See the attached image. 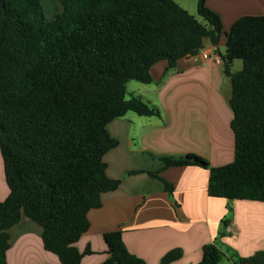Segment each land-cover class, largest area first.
<instances>
[{
	"label": "trees",
	"instance_id": "trees-1",
	"mask_svg": "<svg viewBox=\"0 0 264 264\" xmlns=\"http://www.w3.org/2000/svg\"><path fill=\"white\" fill-rule=\"evenodd\" d=\"M58 2L62 11L49 17L41 0H0V153L9 191L0 203V264H8V230L23 216L42 226L45 250L62 264H80L93 254L76 246L90 229L87 214L122 183L106 172L104 157L119 144L107 126L128 112L160 117L156 106L128 99L127 84H151L154 64L167 61L171 71L205 39L217 46L224 33L206 0H198L197 13L206 24L174 0ZM221 58L231 81L234 161L213 167L197 154L134 157L157 162L145 172L158 181V191H174L160 176L164 170L199 166L209 170V196L264 203V15L237 19ZM235 60L243 68L233 73ZM229 222L223 220L225 228ZM122 234L104 235L109 257L101 264H146L130 253ZM182 256L173 249L161 264ZM225 257L233 264H264V249L243 258L207 244L199 264Z\"/></svg>",
	"mask_w": 264,
	"mask_h": 264
},
{
	"label": "crops",
	"instance_id": "crops-1",
	"mask_svg": "<svg viewBox=\"0 0 264 264\" xmlns=\"http://www.w3.org/2000/svg\"><path fill=\"white\" fill-rule=\"evenodd\" d=\"M251 1L253 8L248 13H239L223 24L224 33L217 46L205 39L200 51L179 59L171 71L168 62L161 60L150 70L151 84L134 86L133 96L156 106L160 117H140L128 112L108 124L110 135L119 144L104 157L108 165L106 172L109 178L122 183L116 191L102 195L101 208L87 214L90 229L76 246L80 252L90 248L93 254L84 255L80 264H101L108 259L109 247L104 235L116 231H122L130 253L146 264H161V259L173 249L182 250L183 256L170 264H199L204 246L212 243L221 250L232 248L243 258L264 249V203L209 196V170L199 166L164 170L160 176L173 184L174 191L172 194L158 191V181L145 172L157 162H140L134 157L142 152L157 156L197 154L213 167L234 161L233 113L229 106L231 81L222 63L217 64L213 59L225 53L227 34L237 19L264 15V0ZM61 11L60 4L56 14ZM204 53L208 59H204ZM242 68L241 60L232 63L233 73ZM3 161L0 153V203L9 193ZM225 219L230 221L226 228L222 223ZM42 230L41 225L24 216L9 229L7 263L62 264L56 255L45 250ZM218 264H233V261L225 257Z\"/></svg>",
	"mask_w": 264,
	"mask_h": 264
},
{
	"label": "rangeland",
	"instance_id": "rangeland-1",
	"mask_svg": "<svg viewBox=\"0 0 264 264\" xmlns=\"http://www.w3.org/2000/svg\"><path fill=\"white\" fill-rule=\"evenodd\" d=\"M176 3L185 8L191 16H194L199 22L206 24V22L198 16V0H174ZM215 4L206 5L212 11L218 13L223 20V24H228V19H233L239 13H248L252 7L251 0H213ZM44 10L47 16H54L60 11V4L57 0H43ZM230 21V20H229ZM231 27V26H230ZM136 85H140L137 81H130L127 90V98L130 99L133 96Z\"/></svg>",
	"mask_w": 264,
	"mask_h": 264
},
{
	"label": "built area",
	"instance_id": "built-area-1",
	"mask_svg": "<svg viewBox=\"0 0 264 264\" xmlns=\"http://www.w3.org/2000/svg\"><path fill=\"white\" fill-rule=\"evenodd\" d=\"M203 57H204V59H208L209 58V56L207 55V53H204L203 54ZM222 58H221V56H219V55H216L215 57H214V59H213V61L215 62V63H217V64H221L222 63V60H221Z\"/></svg>",
	"mask_w": 264,
	"mask_h": 264
}]
</instances>
